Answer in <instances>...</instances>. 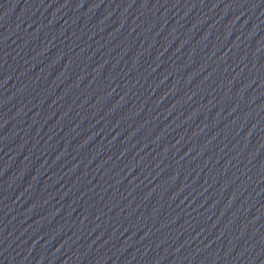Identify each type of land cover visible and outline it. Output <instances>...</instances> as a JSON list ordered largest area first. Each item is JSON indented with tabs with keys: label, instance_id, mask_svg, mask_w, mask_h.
Returning <instances> with one entry per match:
<instances>
[{
	"label": "water",
	"instance_id": "obj_1",
	"mask_svg": "<svg viewBox=\"0 0 264 264\" xmlns=\"http://www.w3.org/2000/svg\"><path fill=\"white\" fill-rule=\"evenodd\" d=\"M0 264H264V0H0Z\"/></svg>",
	"mask_w": 264,
	"mask_h": 264
}]
</instances>
